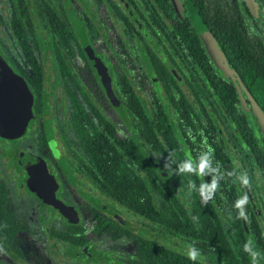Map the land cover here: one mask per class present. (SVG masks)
<instances>
[{
	"label": "trees",
	"instance_id": "obj_1",
	"mask_svg": "<svg viewBox=\"0 0 264 264\" xmlns=\"http://www.w3.org/2000/svg\"><path fill=\"white\" fill-rule=\"evenodd\" d=\"M31 1L41 24L50 32V37L56 39L53 41L55 54H83L79 39L96 38L97 22L92 23L83 10L76 12L70 0ZM139 1L136 0L137 5L143 6L142 11L152 24H147L148 28L162 43L169 60L178 69L184 68L183 79L194 102L191 103L179 89L161 58L151 49L139 50L137 58L153 72L152 76L158 80L174 108V123L164 113L158 95L153 96L155 105L151 108L150 118L130 83L116 73L114 81L122 90L121 103L127 111L126 121L129 126L131 124V136L118 141L119 147L106 143V151L94 162L106 167L104 177L108 197L149 221L158 233L195 243L204 260L193 262L184 252L139 237L133 247V256H128L124 264H251L249 254L244 251V244L249 239L255 249L264 254V136L237 80L264 113V0H254L256 12L245 0H178L179 12L169 0ZM90 2L95 7L109 2L115 15L122 21L127 19L114 0ZM11 8L17 16L21 11V0H13ZM191 10L211 32L232 76L220 71L212 62L195 29ZM143 12L139 9L140 15ZM133 36L130 32L127 39L131 41ZM136 42L140 48L138 37ZM126 68L129 67L123 62L122 69ZM116 69L112 64L111 70ZM79 93L85 101L86 94L81 88ZM78 101L80 99L75 95L74 105ZM106 105H109L108 101ZM247 111L258 136L248 120ZM82 116L83 109L74 110L73 118L77 124L81 125ZM98 117L106 134H112L113 123L108 118ZM172 124H176L180 135L174 133ZM218 124L225 133L233 157ZM106 141L110 142L109 139ZM209 148L212 156L207 174L203 177L177 174L180 161L189 158L195 166L200 153ZM169 152L176 159L171 165L172 174L164 170ZM242 173L247 174L249 186L239 182ZM213 178L218 190L204 204L197 189L202 182L210 183ZM189 180L196 184V189H189ZM8 192V179L0 175L2 247L17 235L19 223L9 208ZM242 195L248 196L247 220L237 218L234 207ZM99 225L96 223L94 228L110 229L107 223ZM73 242H77V238L74 237ZM260 264H264V258Z\"/></svg>",
	"mask_w": 264,
	"mask_h": 264
},
{
	"label": "flooded vegetation",
	"instance_id": "obj_2",
	"mask_svg": "<svg viewBox=\"0 0 264 264\" xmlns=\"http://www.w3.org/2000/svg\"><path fill=\"white\" fill-rule=\"evenodd\" d=\"M12 1L0 0V58L9 69L0 79V106L6 122L18 121L23 128L0 136L4 143L0 150L15 171L14 178L8 179L9 208L19 222L17 235L4 246L6 264H124L128 256H133L136 240L150 239L148 235H153L154 230L149 221L140 218L141 226L137 227L130 218L120 215V205L105 192L106 167L94 162L106 151V143L119 147L118 141L131 136V124L126 121L127 111L121 103L122 90L114 77L119 73L130 83L150 118L155 105L153 96L158 95L164 113L174 123L173 106L153 72L137 55L139 50L151 49L193 103L192 92L183 79L184 68L178 69L169 60L162 43L147 26L152 25L148 15L136 0H114L127 17L123 21L109 2L97 7L90 2L91 7L83 10L98 26L96 38H84L92 49L91 56L83 50L84 39H79L83 54H55L56 39L41 24L32 1L21 0L17 16L13 14ZM73 1L70 0L71 7ZM130 32L134 35L131 41L127 39ZM95 58L105 67L111 91L118 100L116 105L106 96L94 66ZM123 62L129 68L122 69ZM112 64L117 68L114 71ZM145 82L148 99L140 93L146 91ZM79 88L86 94L85 101ZM75 95L80 101L74 105ZM27 106L28 114L24 111ZM75 109L84 111L81 125L73 118ZM19 116L26 120H18ZM98 116L113 123L112 134H106ZM172 127L180 135L176 124ZM36 158L44 160L55 183L53 196L66 206L64 212L46 200L51 196V181L44 176L27 177ZM96 223H107L110 229H95ZM74 237L77 242H73Z\"/></svg>",
	"mask_w": 264,
	"mask_h": 264
},
{
	"label": "water",
	"instance_id": "obj_3",
	"mask_svg": "<svg viewBox=\"0 0 264 264\" xmlns=\"http://www.w3.org/2000/svg\"><path fill=\"white\" fill-rule=\"evenodd\" d=\"M169 1L172 4V6L174 7V9L176 11H179L180 7H179L178 0H169ZM190 16H191V19L194 23L195 29H196L204 47H205L206 52L208 53L210 58L213 60L214 64L216 65L215 62L217 60L220 62H223L225 64V72L228 75L232 76L231 70L227 67V65L224 61V58H223L220 50L218 49V46H217L213 36L211 35V32L207 29L206 25L203 23V21L201 20L199 15L194 10L190 11ZM81 43H82V47H83V50L85 51V53H87L88 56H91L92 55V49L88 45L87 40L84 39V40H82ZM94 66L97 69L98 74L100 75V79H101V82L105 88V93H106V96H107L109 102L112 105H116L118 103V100L115 98V96L113 95V93L111 91L110 84H109V77L106 73L105 67L101 64V62L97 58L94 59ZM217 67L222 71V67H219V66H217ZM8 71H9L8 67L6 66L4 61L0 58V79L6 77L5 72H8ZM237 82H238L239 87L244 92V94H245V96L249 102L250 110L257 120L259 131L264 136V113L261 111L258 104L252 98V96L247 91V89L242 85V83L239 80H237ZM238 92H239V90H238ZM0 102H2V100H0ZM21 110L22 109H20V112H21ZM24 111L26 112V114H28L29 106L24 108ZM2 112H3V109L0 106V136H8L12 130L15 131V129H17L15 132H18L21 128H23L22 123H17L18 121L15 122V120H12V121L6 122L3 119ZM20 118L21 117L19 116L18 120H20ZM27 118H28V116H27ZM25 120H26V118L22 119V121H25ZM16 162H18L17 159H16ZM45 167H46V165H45L44 160L42 158H36L33 161V163L29 166L27 177H30L32 175H37V176H42V177L44 176L47 180L51 181L53 184V186L50 188L51 189L50 190L51 196L46 197V200L49 204H52L53 206L58 207L61 211H63V207H66V206H64L59 201H57L55 199V197L53 196V190L55 188V183H54L52 176L50 174H48ZM27 181H28V178H27ZM30 189L32 191L36 192V189H33L31 187H30ZM72 220L73 219H71L70 221H72Z\"/></svg>",
	"mask_w": 264,
	"mask_h": 264
},
{
	"label": "clouds",
	"instance_id": "obj_4",
	"mask_svg": "<svg viewBox=\"0 0 264 264\" xmlns=\"http://www.w3.org/2000/svg\"><path fill=\"white\" fill-rule=\"evenodd\" d=\"M210 156H212V150L209 148L207 151L200 153L198 160L194 162L189 158H185L180 161L176 171L177 174H188V175H197L203 177L208 173L210 169ZM160 157V155H159ZM158 157V158H159ZM176 159L174 158L171 152L168 153V156L165 160L164 170L167 172L173 173V169L171 167L172 163H175ZM239 182L242 186H249V178L246 173H242L239 176ZM189 189H196V184L189 180L188 182ZM218 190V184L215 178L212 179L210 183H201L197 191L199 192L202 203L207 204V202L213 198V194ZM248 203V196L242 195L240 196L234 203V207L237 210V218L247 220V214L245 207ZM195 219V217H193ZM186 256L189 260L196 262L198 260H203V256L200 250L196 247L195 243L188 244L186 246ZM244 251L249 254L251 258V264H260V260L264 258V254H262L259 250L255 249L254 243L251 239H249L244 244Z\"/></svg>",
	"mask_w": 264,
	"mask_h": 264
},
{
	"label": "rangeland",
	"instance_id": "obj_5",
	"mask_svg": "<svg viewBox=\"0 0 264 264\" xmlns=\"http://www.w3.org/2000/svg\"><path fill=\"white\" fill-rule=\"evenodd\" d=\"M245 1L250 6V9L253 10L254 12H256V7H255V3H254L255 1L254 0H245ZM88 6L91 7L90 0H74L73 3H72V7L77 12L79 10H84L85 11ZM97 12H98V9H97ZM215 63H216V66L222 67V72L223 73H226L225 72V64L223 62H220V61L217 60ZM144 85L146 87V89H145L146 91L144 90L145 92L141 91L140 93H141L142 97H146L148 99L149 98L148 85H147L146 82L144 83ZM136 92H137V90H136ZM247 117H248L249 122L253 125V129H254L255 134L258 136L259 133H258V131H257V129H256L254 123H253V120L251 118V115H250V113L248 111H247ZM218 126L221 129V126L219 124H218ZM220 133L222 135L223 140L225 141V145H226L227 149L229 150L231 157H233L234 155L231 152L232 150H231L230 144L227 141L225 133L223 132L222 129H221ZM2 146H4V143L0 142V147H2ZM6 159H7L6 155L2 154V152L0 150V175L11 180V179L14 178L13 175L15 174V171L12 169L11 166L9 167L7 165ZM169 178H170V176H168V178H167L168 181H169ZM258 184H260V182H258ZM247 191L249 192V189H247ZM181 193L182 192L178 189V194H181ZM117 207L122 209V211L120 212V215L123 218H126V219L130 218L132 224L136 223L137 227L141 226L140 218L137 217L136 215H134L132 213V211L126 210L125 208H123L121 206H117ZM148 237L151 240H153V241H155L157 243H161V244H163L166 247H169L171 249H174L176 251H181V252H184V253H186V250H187L186 246L188 244H190V243H188L187 241H185L184 239H182L180 237H174V236H169V235H165V234H160L156 230H154V234L153 235H148ZM203 260H204V256H203ZM0 264H6L5 249L2 246H0Z\"/></svg>",
	"mask_w": 264,
	"mask_h": 264
}]
</instances>
